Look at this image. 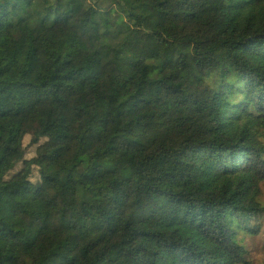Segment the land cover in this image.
I'll return each instance as SVG.
<instances>
[{
	"label": "trees",
	"instance_id": "trees-1",
	"mask_svg": "<svg viewBox=\"0 0 264 264\" xmlns=\"http://www.w3.org/2000/svg\"><path fill=\"white\" fill-rule=\"evenodd\" d=\"M65 1L0 0V264H254L264 0ZM136 34L190 57L132 56Z\"/></svg>",
	"mask_w": 264,
	"mask_h": 264
},
{
	"label": "rangeland",
	"instance_id": "rangeland-1",
	"mask_svg": "<svg viewBox=\"0 0 264 264\" xmlns=\"http://www.w3.org/2000/svg\"><path fill=\"white\" fill-rule=\"evenodd\" d=\"M67 2L69 0H66ZM65 1V2H66ZM76 6H80L83 0H73ZM129 1V0H126ZM167 7V5H155L153 3H148L147 8L143 11L145 14L149 16L148 24L150 27H153L157 22L161 20V16L159 12H163ZM166 26L169 28L170 33L175 36L176 38H180L185 36L188 33V28L184 25L178 24L177 22L173 21H165ZM71 32L79 39L81 43L82 49L86 51H93L94 49V41L93 38L95 36L94 32H90L88 30L78 28V22L76 19H73L70 24ZM130 53L132 56H148V55H155V54H163L167 56L171 63H174V60L177 56V52L181 51L183 54H187L190 57V47L189 45L185 44H177L171 48H164L162 45L151 41V40H143L141 39L140 35L136 34L133 36L131 40V44L129 46ZM172 72L177 74L179 79L184 82L186 80H195L198 78V74L195 72H182L175 67H171ZM102 69H106L117 74L123 75L125 78L130 79L132 77V68L128 67H118L110 62L109 58H106L103 62ZM256 247L254 253H251L247 256V259L253 260L254 264L258 261V257L260 254H264V238L253 244Z\"/></svg>",
	"mask_w": 264,
	"mask_h": 264
}]
</instances>
